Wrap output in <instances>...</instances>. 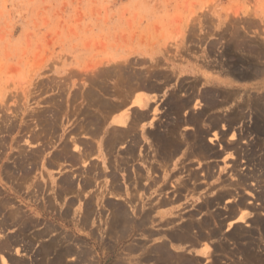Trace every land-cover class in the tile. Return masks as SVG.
Instances as JSON below:
<instances>
[{"label":"rangeland","instance_id":"obj_1","mask_svg":"<svg viewBox=\"0 0 264 264\" xmlns=\"http://www.w3.org/2000/svg\"><path fill=\"white\" fill-rule=\"evenodd\" d=\"M263 62L264 0H0V170L23 153H40L33 164L28 160L32 170L24 190L0 180V208L5 199L11 202L0 209V219L17 207L31 222L25 241L0 248V264L2 256L10 264H48L70 246L62 264H164L155 259L164 241L201 264H264V91L254 84L264 80V69L253 65ZM229 85L234 96L226 92ZM162 90L166 99L152 116L164 105L161 129L179 141L177 150L181 95L199 107L183 116L192 125L185 146L195 147L199 138L198 156L214 162L209 182L200 174L206 198L197 204V175L190 171L189 194L182 198L190 200L182 205L177 180L186 166L177 161L173 173L154 175L153 198L166 191L178 200L151 222L113 223L116 211L127 208L120 204L89 205L93 218L87 223L81 222L84 206L72 205L60 216L70 202L56 191L63 174L73 172L75 182L84 173L89 185L100 171L90 157L105 152L110 166L132 160L115 153L123 141L117 140L120 131L107 129L113 105L121 108L139 91H153L157 99ZM145 138L148 150L159 149ZM218 195L227 197L223 204L202 205ZM126 210L136 217L137 206L132 215ZM202 219L210 221L202 230L212 237L183 246L169 242L167 233ZM8 224L0 226V241L17 231ZM235 228V236L226 237ZM52 239L53 252L43 256L41 246Z\"/></svg>","mask_w":264,"mask_h":264},{"label":"crops","instance_id":"obj_2","mask_svg":"<svg viewBox=\"0 0 264 264\" xmlns=\"http://www.w3.org/2000/svg\"><path fill=\"white\" fill-rule=\"evenodd\" d=\"M263 63H261V66L258 64H253V65H257L260 68V70H262V69H264ZM252 66H251V70H252ZM261 74H264V72H262ZM182 80H183L184 85L188 84V83L185 84L184 77L182 78ZM254 84L259 85V87L262 89V91H264V80L261 81L260 83H254ZM198 85H200V84H198ZM227 87H229V88H227L226 92H229L232 96H234V90H233L234 87L231 85H229ZM199 89H200V87L198 86V88L196 89V94H199V93L201 94L202 91L199 92ZM168 91H169V89L167 91L166 90L164 91L166 93V95H168ZM139 92H143V93L141 95L133 94L129 100V103L124 105L125 107L121 106V108H119V110L117 109L118 111L116 110L114 113H112L109 117V121L107 122V129H109V130L115 129L117 131H122V132L129 130V132H130V129H131V133H129L128 135L125 134V135H123V137H121V134H120V137L117 138V140H120L123 142L121 143V145H118L116 147L115 153H117V150H119L123 154L124 158H130L132 160H130V161L123 160L121 162V164H119L118 166L116 164L110 166L108 156L105 155V152L99 153V152H101V146H99V152H96V153H99V156L98 157L92 156L89 158L90 164L94 165V163H95L98 165L97 167L100 169V171H98L97 169L94 171L96 178L94 177L92 179L91 184L88 185L86 178H85V185H84V183H83L84 173L78 174V176L75 177V182H74V176H73L74 173L71 170L69 171V173L72 172L70 179L71 180L73 179L72 180V182H73L72 190L73 191L71 190L65 196L71 202V203L69 202L70 203V205H69L70 209L69 210H71L72 205H74V206L78 205V206H84V207L86 206L87 209L84 208L83 214L81 215V217H82L81 222H89L88 221L90 219V217H89L90 216L89 215L90 214L89 213L90 212L89 205H93L94 207H96L98 205L106 207V206H109L112 204H120L122 206H127L131 215L133 214L132 206H137V208L139 210H141V211H138V209H137V212L135 211V213H134L136 217L134 219H132V218H129L130 216H129V214H127L128 213L127 210L122 209L124 211V213H126L127 216H129L127 218V219H129L128 221L133 220L134 222H136V220L139 219L137 221L138 223L139 222H148V221L151 222L154 218V215H159L162 212L168 211V209H170V206H173L177 202L176 200H178L177 197H173L172 195L171 196L167 195L165 197V195L167 194L166 191L165 192H159L158 196H155L153 198V196H154L153 193L157 192L156 178L154 175L159 174V177L161 179H163V177L166 176V174H168L169 171L171 173H173L176 170V168H174V166L177 163V161H179L180 164L185 163V166H186V169L185 170L183 169V171H185V173L184 172L181 173L180 179L177 180V181H179V184H180V187L178 189L180 190L181 199L184 198V196L186 197V193H187V195L189 194L190 181L188 180V174L190 171L196 173V175H197V179H196V183H195L196 190L198 193L196 196V197H198L197 198V204L201 201L202 198L203 199L206 198V197H204L205 192H201V191H204V189H203L204 187H202V186H204V184L201 183L200 174L205 173L208 177V182H209L211 179V176H212L211 173L214 170L213 169L214 162H213V165H211V163H209V162L206 163V161H205L206 157L198 156L199 152L197 151V149H195L193 146H192L193 149L188 147L192 150L191 151L185 146V145L190 143L188 141V135H189V131H190L192 125H189L190 120H188V119L185 120V118L183 116H185L187 113L190 114L192 112H195L197 110V108H199L198 105H195V99L191 100L190 103H188L189 100L186 98L187 95H184V96L181 95L182 101L185 100L182 103V107H184V108L181 112V118L179 119V123L182 127L181 128V137H180V143L182 142L181 143L182 146H181V149L177 150L180 147L179 141L176 143L175 138H173V136L171 134L172 132H170V136H169V135H167L168 131L166 129H164V128L161 129V127H162L161 120L163 121L164 117L162 116L160 118V117H158V115H160L161 112L163 111L164 105L162 107V110L160 108L157 111V113L155 114V116H152L154 107L159 105V104L161 105L160 102H162L164 99H166L164 97V94H162V93H164L163 90L156 94V96H159L157 99H155V97H154L155 94L153 91H139ZM135 100H140V102L139 103H133ZM148 105H150V106L146 111L145 107H147ZM198 113H199V111H198ZM137 115H140V116L138 117ZM184 124H186V125H184ZM263 124H264V122L261 121V125H263ZM183 127H185V128H183ZM162 131L164 132V134ZM152 135H153V137H152ZM106 136H108V132L105 133L101 138H105ZM145 136L147 138H150L152 143L156 142L159 146L158 147L159 149H157L156 146L154 145L155 152L153 150H150L151 147L149 144L147 146L148 141L146 140ZM98 139H99V137H98ZM170 139L175 141L176 147L172 145V141ZM95 140H97V139H95ZM197 141H199V138L197 139ZM261 141H264V138L261 139ZM165 142H166V144H165ZM167 142H169V144ZM187 142H189V143H187ZM102 144H104L103 146L107 147V143L103 142ZM167 144H168V146H167ZM133 145H134V148H133ZM142 145H144L145 150H140V147ZM148 147H150L149 150H148ZM168 147L169 148L174 147V148H173V150H168L169 149ZM121 148H122V150H120ZM126 148H128L129 151H127L125 153L124 149H126ZM189 151H191V152H189ZM217 152L219 153V155L217 157L221 158L220 152L219 151H217ZM86 158H88V157H86ZM174 158L176 159L175 162L172 161ZM184 158H185V160H183ZM154 159H157V160H154ZM116 160H119V157ZM142 161H143V163H142ZM182 168H183V166H181V169ZM65 174H68V173H65ZM65 174H63V175H65ZM136 174H138V175H136ZM61 175L62 174H60L58 176V178ZM184 175H185V178L187 177L186 179L184 177H182ZM140 177H142V178H140ZM57 179H55V180H57ZM60 179L61 178H59V180ZM144 180L148 181L147 185L144 183L145 182ZM152 180H153V182H152ZM154 180H155V182H154ZM162 183L163 182H161V181L158 182L159 185ZM211 183L214 184L213 181L210 182V184ZM53 188L54 187H52V189ZM201 189H203V190H201ZM49 191H50V188L48 187V190L46 191V194H48V196L50 195ZM56 191H57V189H56ZM215 191L212 192L211 194H209V196L211 197L212 194L216 193ZM60 195L63 196L64 194H60ZM89 197H92V202H90L91 198H89ZM160 198H163V199L160 200ZM168 198H170V199H168ZM189 200H190V197H187L185 200L182 199V201H181L182 205H185L183 201L189 202ZM223 203H224V201L222 202V204ZM157 204H159V206ZM130 207H131V209H130ZM145 207H147V209L150 208L151 213L149 211L144 210ZM87 210H89V212H88L89 214L87 213ZM152 211H153V213H152ZM85 212L87 213V215L85 214ZM143 212H144V214H143ZM146 212H148V213H146ZM115 214H118V215H114V220L112 218L113 221H119V222L125 221L126 214H124L123 216L120 215L119 210H117ZM162 214H164V213H162ZM203 214H205V213H203ZM83 215H86L88 218L86 216H83ZM94 215H96V214H94ZM92 218H93V216L90 219L91 221H92ZM172 232H174V231L167 233V237L169 239V242H171V243L174 242V244L176 246H183V244L184 245L188 244V241H186V240H184L186 242L185 243L183 240L182 241L180 240L178 242V239H172L170 236V233H172ZM201 248H202V246H201ZM168 249L171 252H173L172 250H174V252H180L181 251L180 247L168 246ZM128 264H133V263H128ZM203 264H205V262H203Z\"/></svg>","mask_w":264,"mask_h":264},{"label":"bare ground","instance_id":"obj_3","mask_svg":"<svg viewBox=\"0 0 264 264\" xmlns=\"http://www.w3.org/2000/svg\"><path fill=\"white\" fill-rule=\"evenodd\" d=\"M137 98V97H136ZM183 101H185V100H183ZM183 101H181L182 103H183ZM134 102H140V100H135ZM187 102V101H186ZM119 105V104H118ZM118 105H113V109H115L116 107V110L118 109L119 110V108H120V106H118ZM121 105V104H120ZM119 107V108H118ZM125 107V106H124ZM128 107V106H127ZM176 108H178L177 106H176ZM183 108V107H182ZM109 109V108H108ZM115 110V111H116ZM117 110V111H118ZM114 112V111H113ZM199 112H201V111H199ZM199 115V114H198ZM138 117L140 116V115H137ZM136 123V122H135ZM138 123V122H137ZM135 125V124H134ZM137 125V124H136ZM132 128V127H131ZM135 128V127H134ZM116 132V131H115ZM154 132V131H153ZM129 133H131V129H130V132H129V130H127V131H120V134H121V137H123V135H128ZM135 133V132H134ZM117 135V133H114V135ZM137 135V134H136ZM150 135V134H149ZM110 137V136H109ZM152 137H153V135H152ZM167 138V137H166ZM174 138V137H173ZM160 139V138H159ZM109 140V139H108ZM115 140V139H114ZM123 140V139H122ZM171 141H172V145L173 146H175L174 144H176L175 143V141L174 140H172V139H170ZM161 141V140H160ZM111 142H113L112 140H111ZM115 142H119V141H115ZM128 143V142H127ZM168 144H169V142H167ZM182 143V142H181ZM184 143V142H183ZM187 143H189V142H187ZM113 144V143H112ZM131 144V143H130ZM165 144H166V142H165ZM168 144H167V146H168ZM201 144V142L200 141H195V149H203V147H202V145H200ZM108 145H110V144H108V141H107V147H108ZM115 145V144H114ZM132 145V144H131ZM130 145V146H131ZM116 146V145H115ZM109 147H111V146H109ZM127 147V146H126ZM176 147V146H175ZM131 148V147H130ZM133 148H134V145H133ZM169 148V147H168ZM174 148V147H173ZM106 149V148H105ZM127 149V150H126ZM126 149H124L125 151V153L127 152V151H129V149L128 148H126ZM132 149V148H131ZM192 149H193V147H192ZM208 149V148H207ZM176 151V150H175ZM200 151H202V150H200ZM204 151V150H203ZM20 152H22V151H20ZM135 152V151H134ZM172 152V151H171ZM18 153H19V151H18ZM38 154H40L39 153V151L38 150H35V151H32L31 153H30V151H29V153H27L26 155H24V153L23 154H21L20 156H19V158L18 159H15L14 160V158H13V164H9L8 163V165L6 164V163H4L3 164V166L1 167V170H0V180H3V179H5L6 181H9L10 183L11 182H14L15 183V185H16V187L18 188V189H20L21 187H23V190H24V186H25V183H26V181L28 180V176L30 175V172H31V170H32V168H29L27 165L29 164V162H28V160H30V159H32L31 160V163L32 162H34L35 161V158L37 159V158H39V157H37L38 156ZM130 154V153H129ZM4 156V155H3ZM62 157V156H61ZM80 157H81V155H80ZM54 158H56L55 156H54ZM78 158V157H77ZM55 160V159H54ZM143 160V159H142ZM52 161H53V159H52ZM144 161V160H143ZM143 161H142V163H143ZM28 163V164H27ZM50 163V162H49ZM52 163V162H51ZM50 163V164H51ZM33 164V163H32ZM31 164V165H32ZM94 168V167H93ZM91 170H92V168H91ZM87 173V172H86ZM89 174V173H88ZM70 175H68V174H65V175H63L62 177H61V179L59 180V186H58V188H57V192H58V195H60V194H64V193H68V192H70L71 190H72V187H73V182H72V180L70 179ZM140 178H142V177H140ZM29 181V180H28ZM85 181V180H84ZM25 182V183H24ZM152 182H153V180H152ZM154 182H155V180H154ZM8 183V182H7ZM37 185V184H36ZM85 185V184H84ZM38 186V185H37ZM26 187V186H25ZM186 187V186H185ZM10 188H12L11 186H10ZM33 188V187H32ZM188 188V187H187ZM12 189H15V188H12ZM37 189H38V187H37ZM21 190H22V188H21ZM73 191V190H72ZM15 192H17L18 193V190H16L15 189ZM225 193V192H224ZM226 194V193H225ZM21 195H22V193H21ZM60 196H62V195H60ZM230 196V195H229ZM228 196V197H229ZM166 197V196H165ZM221 197H225V196H216L215 198H213L211 201H212V205H210V200H205L204 201V203H202V205L203 206H207V205H209L208 207H206V208H211L212 206H214L215 204H217L218 202H220V201H222L223 199L221 198ZM141 199V198H140ZM163 198H160V200H162ZM167 199V198H166ZM168 199H170V198H168ZM205 199V198H204ZM224 199H227V197L226 198H224ZM215 200V201H214ZM90 201V200H89ZM92 201V200H91ZM90 201V202H91ZM139 201V200H138ZM164 201V200H163ZM215 203H214V202ZM224 201V200H223ZM140 202V201H139ZM170 202V201H169ZM11 203V202H10ZM9 200H7V199H5L4 201H2V203H1V208L0 209H2V207H7V206H9ZM71 203V202H70ZM70 203L68 202L67 203V206H66V209L64 210V209H62V215H60V216H62V217H64L65 215H68V210H69V205H70ZM164 203V202H163ZM239 203V202H238ZM14 204V203H13ZM90 204V203H89ZM142 204V203H141ZM165 204V203H164ZM237 204V203H236ZM138 205V204H137ZM158 206H159V204H157ZM238 205V204H237ZM122 206V205H121ZM164 206V205H163ZM203 206H201V207H203ZM88 207V206H87ZM200 207V206H199ZM244 207V206H243ZM13 208V207H12ZM84 208V207H83ZM85 208H86V206H85ZM116 208V207H115ZM198 208V207H197ZM209 208V209H210ZM241 209V207H238V209ZM5 209V208H4ZM87 209V208H86ZM92 209V208H91ZM122 209H124V208H122L121 207V209H119V214L120 215H124V214H126V213H124V211L122 210ZM127 209V208H126ZM138 209V208H137ZM149 209V210H148ZM148 209H146V211H149L150 213H151V211H150V208H148ZM199 209V208H198ZM208 209V210H209ZM240 209H239V211H240ZM8 210V209H7ZM125 210V209H124ZM152 210V209H151ZM201 210V209H200ZM114 211V210H113ZM138 211H141V210H139L138 209ZM9 213L8 214H6L5 213V215L6 216H4V213H3V216L1 217V219H0V226H3L4 227V225H6L7 223H9V224H12V225H14V226H17V231H16V233L14 234V235H11V236H6V238H4L3 240H1L0 241V248L2 249V248H7L8 247V249H9V246H11L12 244H13V246H15L16 244L14 243V242H18L19 243V241H25V231H26V229H28L29 228V226H30V224H31V222L29 221V219L27 220V217L25 216V212H23V211H21L19 208H17V207H15V209H11L10 211H8ZM89 212V210H87V213ZM126 212V211H125ZM211 212V211H210ZM87 213L85 212V214L87 215ZM90 213V212H89ZM88 213V214H89ZM115 213V212H114ZM146 213H148V212H146ZM27 214V213H26ZM128 214V213H127ZM127 214H126V219H125V222H124V224L126 223V220L128 221L129 219H127L129 216H127ZM143 214H144V212H143ZM232 214V213H231ZM86 215H83V216H86ZM90 215V214H89ZM115 215H118V214H115ZM148 215V214H147ZM144 216V215H143ZM142 216V217H143ZM87 217V216H86ZM85 217V218H86ZM90 217V216H89ZM118 217V216H117ZM140 217V216H139ZM148 217V216H147ZM146 217V218H147ZM88 218V217H87ZM122 218V217H121ZM130 218V217H129ZM84 219V218H83ZM142 219V218H141ZM140 219V220H141ZM85 220V219H84ZM83 220V221H84ZM132 220V219H131ZM139 220V219H138ZM138 220H136V222L138 221ZM203 220V219H202ZM30 223H29V222ZM33 221H35L34 219H33ZM89 221V220H88ZM133 221V220H132ZM168 221V220H167ZM170 221V220H169ZM204 221V220H203ZM214 221V220H213ZM112 222V221H111ZM148 222H150V221H148ZM199 222V221H198ZM208 222H210V221H204V222H202V223H200V224H194L193 222H189V223H187V224H184L183 226H180V227H177V231L176 232H172V233H170V236H171V238L172 239H178V242L181 240H186V241H188V242H190L189 241V239H192V240H195V242H197L196 240H200V239H205L206 237H212L213 235H214V233L212 234L211 232L208 234V235H206V232H205V230L203 231L202 230V228H203V226H206V225H209V223ZM87 223V222H86ZM113 223H114V221H113ZM140 223V222H139ZM206 223H208V224H206ZM8 224V225H9ZM120 224V223H119ZM127 224V223H126ZM131 225V224H130ZM121 226V225H120ZM141 226V225H140ZM2 227V228H3ZM6 227V226H5ZM197 227V228H196ZM5 229V228H4ZM147 229V228H146ZM193 229H196V231L195 232H193ZM236 229L237 228H235V230H232L231 229V231H229L228 232V234L226 235V237H228V238H233L234 236H235V232H236ZM49 230V229H48ZM45 231V230H44ZM121 231V230H120ZM147 231V230H146ZM145 231V232H146ZM125 232V231H124ZM123 232V233H124ZM144 232V233H145ZM150 233V232H149ZM197 233H198V235H197ZM240 233V232H239ZM147 234V233H146ZM151 234V233H150ZM241 234V233H240ZM42 235V233H36V237H39V236H41ZM140 236V235H139ZM71 237L68 235H65L64 236V239H70ZM56 240V239H55ZM55 240L54 239H52L51 241H49V243L48 244H44V245H42L41 246V253L43 254V256L45 255V254H50V253H52L53 252V247H54V245L56 244V242H55ZM176 241V240H175ZM141 242H142V240H141ZM165 242V241H164ZM164 242H162V244H160V245H158V246H156V249H157V251H158V253H159V257L158 258H155V256H154V258L156 259V260H160L162 263H164V264H201V263H198V258L197 259H195L194 261H192V260H190L189 258V256L188 255H184V254H182V253H171V251H169L168 250V246H167V243H164ZM185 242V241H184ZM174 243V242H173ZM176 243V242H175ZM186 243V242H185ZM201 243V242H200ZM20 244V243H19ZM27 244H29L28 242H27ZM170 244V243H169ZM144 245V244H143ZM184 245V244H183ZM199 245V244H198ZM4 246V247H3ZM155 247V246H154ZM216 247V246H215ZM152 248V247H151ZM150 248V249H151ZM218 248V247H217ZM136 249V248H135ZM203 250L205 251V253H208V250L206 249V247L204 248L203 247ZM3 251V250H2ZM149 251H151V250H149ZM72 252V248H71V246L70 247H67V248H65V249H62L61 251H60V254H59V256H57L58 254H56V255H54V256H57V258L55 259H53L51 262H48V264H62V258L67 254V253H71ZM155 252V251H154ZM149 256V255H148ZM145 257V256H144ZM192 257V256H191ZM147 258L148 257H146V260H147ZM13 259V258H12ZM150 259V258H149ZM14 261V260H13ZM1 263L2 264H10L6 259H5V257H1ZM47 264V263H46Z\"/></svg>","mask_w":264,"mask_h":264}]
</instances>
